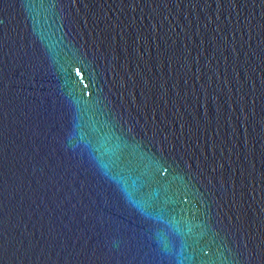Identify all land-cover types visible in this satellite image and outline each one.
Instances as JSON below:
<instances>
[{
  "label": "water",
  "instance_id": "95a60500",
  "mask_svg": "<svg viewBox=\"0 0 264 264\" xmlns=\"http://www.w3.org/2000/svg\"><path fill=\"white\" fill-rule=\"evenodd\" d=\"M0 264H264V0H0Z\"/></svg>",
  "mask_w": 264,
  "mask_h": 264
}]
</instances>
